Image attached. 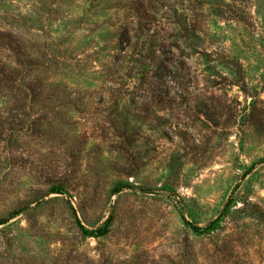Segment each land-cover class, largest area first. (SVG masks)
Instances as JSON below:
<instances>
[{
  "label": "rangeland",
  "instance_id": "rangeland-1",
  "mask_svg": "<svg viewBox=\"0 0 264 264\" xmlns=\"http://www.w3.org/2000/svg\"><path fill=\"white\" fill-rule=\"evenodd\" d=\"M0 264H264V0H0Z\"/></svg>",
  "mask_w": 264,
  "mask_h": 264
},
{
  "label": "trees",
  "instance_id": "trees-1",
  "mask_svg": "<svg viewBox=\"0 0 264 264\" xmlns=\"http://www.w3.org/2000/svg\"><path fill=\"white\" fill-rule=\"evenodd\" d=\"M217 222H218V220L211 222L210 225L206 229H210ZM110 226H111V220H108V221H106L104 227H102V228H98V229L91 231V232H87V231H83V232L86 234L95 235V236H104L105 234L108 233ZM197 230L201 231L202 229L197 228Z\"/></svg>",
  "mask_w": 264,
  "mask_h": 264
}]
</instances>
